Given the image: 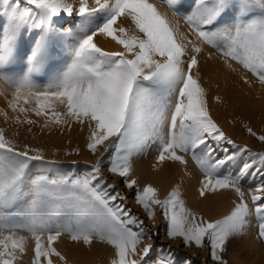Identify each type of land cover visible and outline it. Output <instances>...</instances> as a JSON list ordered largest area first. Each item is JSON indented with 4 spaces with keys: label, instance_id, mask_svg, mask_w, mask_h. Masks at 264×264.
<instances>
[{
    "label": "snow or ice",
    "instance_id": "obj_1",
    "mask_svg": "<svg viewBox=\"0 0 264 264\" xmlns=\"http://www.w3.org/2000/svg\"><path fill=\"white\" fill-rule=\"evenodd\" d=\"M162 2L171 17L153 0H0L4 123L29 132L87 127L96 157L85 171L56 167L42 148L21 145L18 130L9 137L0 127V264H18L30 242V264H69L56 246L63 237L110 246L111 264H176L171 245L153 256L159 232L149 234L102 169L133 190L153 225L159 213L165 239L208 248L214 264H228V244L250 230L264 244V151L238 145L220 128L198 69L208 48V59L215 53L231 71L237 65L251 74L245 83L264 86V0ZM98 35L122 50L105 51ZM245 128L264 144V134ZM150 151L153 171L166 163L187 169L191 161L201 198L234 193L228 213L205 218L186 206L178 185L163 198L153 184L140 186L134 162ZM250 178L259 182L246 187Z\"/></svg>",
    "mask_w": 264,
    "mask_h": 264
},
{
    "label": "bare ground",
    "instance_id": "obj_2",
    "mask_svg": "<svg viewBox=\"0 0 264 264\" xmlns=\"http://www.w3.org/2000/svg\"><path fill=\"white\" fill-rule=\"evenodd\" d=\"M78 6V0H69ZM161 8V11L167 12L171 17V12L162 0H153ZM124 26L129 27L128 22L124 21ZM181 30L186 31V26L181 21ZM94 42L105 51H121L115 41L103 35H98L94 38ZM210 49L205 48L204 53L199 57V75L200 83L207 90V105L212 118L217 124L223 125L226 129L240 125V122L245 121L255 128L264 130V86L253 82L251 85L244 82L242 77L249 80L254 78L251 74L245 72L237 65V71L233 72L228 69L222 60L213 53L212 59H208ZM194 73L196 69L193 70ZM219 97V100H217ZM0 108L7 109V102L3 96H0ZM9 114L11 112L9 110ZM34 118V117H33ZM231 118V119H229ZM0 127L6 129V134L9 137L13 133L19 131V136L15 137L21 145L27 143L31 147H39L44 150L46 160L53 161L54 164L71 161L72 166H76L77 159L82 162L77 164L78 167L85 164L88 158L87 137L89 130L84 127L83 130L77 124L71 127L64 126L63 128H54L51 131H41L40 127L33 126L32 131H27L28 126L6 125L3 117L0 116ZM253 127V128H254ZM254 128V129H255ZM79 149V155L75 154V149ZM66 153H72L66 155ZM147 157H140L134 162V179L138 180L140 186L146 183H151L160 190V197H163L166 192V187L170 186L173 178L178 171L175 170L172 163H166L159 171H153L151 165L154 162L147 160ZM187 172L193 173L189 175V180L181 179L178 184L180 187L181 197L188 202L197 197L198 194V179L201 177L197 173L195 166L185 169ZM159 185V186H156ZM222 201L226 199H236L234 193L222 191ZM223 207V206H222ZM231 204L226 207H217L211 218L218 214L224 213ZM59 251L68 257L69 264H111L113 258L112 248L108 245L100 246L94 243L91 248L82 244H75L67 237L61 238L56 242ZM31 242L28 245V251L23 259L18 264H30L31 262Z\"/></svg>",
    "mask_w": 264,
    "mask_h": 264
},
{
    "label": "rangeland",
    "instance_id": "obj_3",
    "mask_svg": "<svg viewBox=\"0 0 264 264\" xmlns=\"http://www.w3.org/2000/svg\"><path fill=\"white\" fill-rule=\"evenodd\" d=\"M218 125L238 145H241V146L247 145V147L253 151H264V144H262L255 137L251 136L246 131L245 126L252 128L253 131L257 132L258 134H264V130L260 131V129L255 128L254 126L251 127V125L245 121L240 122V125H237L233 127L232 129H226L223 125H220V124ZM154 155L155 153L150 151L146 155H144V157H147L148 158L147 160L152 161ZM95 159L96 157L88 153V158L85 161V164L81 165V167L77 166L79 162H82L81 159L80 160L77 159L76 166H72L71 161L61 162L57 164L55 163L53 166L62 167L64 169H71L75 171H85L90 168L91 164L95 162ZM172 165L175 168V170L178 171V173L173 178V181L170 183V186L165 188L166 189V192L164 193L165 195L169 191H171V189L175 187L176 184H178V182L181 179L189 180V175L185 174L186 171L183 165H180L178 163H175V164L172 163ZM192 166L193 164L190 161L187 168L191 169ZM102 175H103V179L106 180L107 182L115 183L116 190L121 192L124 196L127 197V200L124 201V204L128 208L132 209L133 214H138L140 215L142 219H144L145 225L147 226V229L149 230V234H151V232H159V238L154 240L156 248L154 250L153 256H155V254L158 253L162 247L165 250H167L168 246L171 245L172 252L176 259V264H183V261L185 259L190 260L191 264H214V262L210 258V251L208 248H196L195 246H193L192 248H185L182 244L165 239L164 220L159 215V213L157 215V223L153 225V223L146 218L142 210L137 205H135L133 201V190H129L125 188L121 182V178L112 176L111 174L107 172L106 169H102ZM258 182H259L258 178H250L246 182L245 186L247 187L251 185L254 187L255 184ZM156 186H159V185H156ZM223 197L224 196L221 195L220 193L215 196H209L207 199L201 198L198 195L197 197H194L193 200H190L191 202L186 201L182 197L181 198L185 201V204L187 207L203 215L205 218L219 219V218H222L224 215H226L230 208H228L224 213L218 214L216 217L211 218L210 215L213 214L216 208L226 207L227 204H231L232 206V199H226L222 201ZM94 243H97L100 246L106 245V244L100 243L99 241H94ZM222 255L228 261V264H264V244H259L255 242L253 239V232L252 230H250L249 234L244 238L243 241L230 242L227 246V251L223 253Z\"/></svg>",
    "mask_w": 264,
    "mask_h": 264
}]
</instances>
